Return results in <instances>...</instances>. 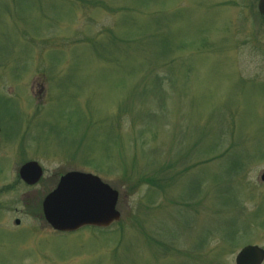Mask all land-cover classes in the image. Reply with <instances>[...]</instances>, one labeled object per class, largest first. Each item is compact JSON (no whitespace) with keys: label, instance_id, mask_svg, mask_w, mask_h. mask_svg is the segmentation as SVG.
<instances>
[{"label":"rangeland","instance_id":"374dc122","mask_svg":"<svg viewBox=\"0 0 264 264\" xmlns=\"http://www.w3.org/2000/svg\"><path fill=\"white\" fill-rule=\"evenodd\" d=\"M258 4L0 0V264H235L264 248ZM29 162L31 188L15 179ZM69 172L116 190L120 222L52 231L42 201Z\"/></svg>","mask_w":264,"mask_h":264},{"label":"water","instance_id":"95a60500","mask_svg":"<svg viewBox=\"0 0 264 264\" xmlns=\"http://www.w3.org/2000/svg\"><path fill=\"white\" fill-rule=\"evenodd\" d=\"M259 11L264 17V0H259ZM20 176L29 185L41 176L40 166L31 162L23 166ZM264 182V174L262 176ZM119 193L100 178L81 172L63 176L57 188L43 202V214L51 227L60 232H73L85 226L109 227L120 221L117 211ZM264 249L256 246L243 248L236 264H263Z\"/></svg>","mask_w":264,"mask_h":264},{"label":"flooded vegetation","instance_id":"af4514ba","mask_svg":"<svg viewBox=\"0 0 264 264\" xmlns=\"http://www.w3.org/2000/svg\"><path fill=\"white\" fill-rule=\"evenodd\" d=\"M255 26L252 28L251 31V44H252V65H253V70L252 71V75H253V79L258 82V83H264V79H257V77L259 75H257V72L260 73L262 75V78H264V21L262 22H258L254 24ZM20 171V169H19ZM19 171L18 174L16 175L15 179H18L27 187H34L36 185H39V183L42 181V178L40 179V181L38 182V184L31 186L29 184H27L26 182H24V180H22L20 178L19 175ZM6 174V173H5ZM4 172L1 175H5ZM3 177V176H1ZM58 184V183H57ZM10 188H13V185H9ZM16 226H19L20 224V220L19 219H15L14 221Z\"/></svg>","mask_w":264,"mask_h":264}]
</instances>
